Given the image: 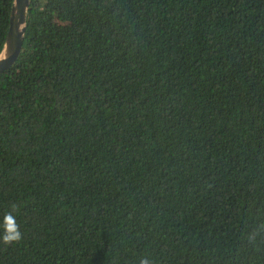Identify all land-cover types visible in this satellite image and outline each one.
I'll return each mask as SVG.
<instances>
[{"label": "trees", "instance_id": "16d2710c", "mask_svg": "<svg viewBox=\"0 0 264 264\" xmlns=\"http://www.w3.org/2000/svg\"><path fill=\"white\" fill-rule=\"evenodd\" d=\"M29 7L0 74V264H264V0Z\"/></svg>", "mask_w": 264, "mask_h": 264}, {"label": "water", "instance_id": "95a60500", "mask_svg": "<svg viewBox=\"0 0 264 264\" xmlns=\"http://www.w3.org/2000/svg\"><path fill=\"white\" fill-rule=\"evenodd\" d=\"M29 2L30 0H14L12 4L9 30L0 53V74L11 68L20 57L27 29Z\"/></svg>", "mask_w": 264, "mask_h": 264}]
</instances>
